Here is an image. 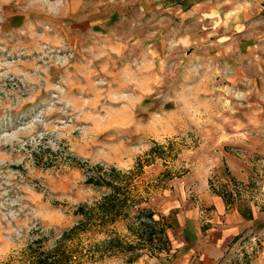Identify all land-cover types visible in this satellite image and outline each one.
<instances>
[{
	"label": "rangeland",
	"instance_id": "obj_1",
	"mask_svg": "<svg viewBox=\"0 0 264 264\" xmlns=\"http://www.w3.org/2000/svg\"><path fill=\"white\" fill-rule=\"evenodd\" d=\"M108 179L132 197L76 230L71 264H164L182 179L264 210V0H0V264L97 213Z\"/></svg>",
	"mask_w": 264,
	"mask_h": 264
},
{
	"label": "crops",
	"instance_id": "obj_2",
	"mask_svg": "<svg viewBox=\"0 0 264 264\" xmlns=\"http://www.w3.org/2000/svg\"><path fill=\"white\" fill-rule=\"evenodd\" d=\"M200 190L189 189L182 179L165 196L170 246L164 264H220L233 245L245 241L247 246L258 234L252 264H264V210L250 200L234 205L207 187Z\"/></svg>",
	"mask_w": 264,
	"mask_h": 264
},
{
	"label": "trees",
	"instance_id": "obj_3",
	"mask_svg": "<svg viewBox=\"0 0 264 264\" xmlns=\"http://www.w3.org/2000/svg\"><path fill=\"white\" fill-rule=\"evenodd\" d=\"M142 166V162L139 160L137 162L136 168H140ZM102 167V166H100ZM90 180L96 181L98 177L91 175ZM108 183L111 186V192L105 193L102 198L98 201V212L94 211V207L91 206L86 208V204L83 203L79 206L78 211L83 215L82 219L78 222V224L73 225L71 227L65 228L61 235L56 239L54 245L51 247H45L43 244L42 238H37L35 241L29 244V252H27V258L24 261H21L17 264H71L73 261V256L75 255V249L68 242L71 240L77 229L85 230L87 225L95 223L96 220L102 221L104 220H114L116 216L123 212V208L127 205V202L131 199L132 195L129 193L127 184H120L118 181H114L113 179H108ZM130 181V180H127ZM224 195V194H223ZM225 199L228 203L231 204L230 200L226 195H224ZM127 211H125L126 215ZM137 217L141 220V223H145L142 218L147 217L151 220L150 226H152V230L149 231L148 238H153V226L154 223L161 224L160 218L154 217V211L147 207H141L138 210ZM164 222L160 226V240L164 244L169 241L168 235L166 232V227L168 223L165 222V219L162 217ZM140 236H143L141 234ZM119 242L117 237H113L111 242ZM35 243V244H34Z\"/></svg>",
	"mask_w": 264,
	"mask_h": 264
}]
</instances>
